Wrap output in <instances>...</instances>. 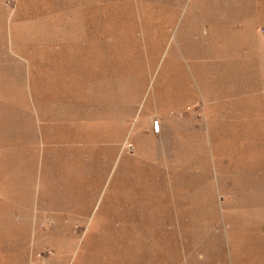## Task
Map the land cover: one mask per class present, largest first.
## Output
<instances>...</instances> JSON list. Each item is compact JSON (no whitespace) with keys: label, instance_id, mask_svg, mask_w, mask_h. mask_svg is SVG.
<instances>
[{"label":"rangeland","instance_id":"374dc122","mask_svg":"<svg viewBox=\"0 0 264 264\" xmlns=\"http://www.w3.org/2000/svg\"><path fill=\"white\" fill-rule=\"evenodd\" d=\"M0 264H264V0H0Z\"/></svg>","mask_w":264,"mask_h":264},{"label":"crops","instance_id":"0c3cea01","mask_svg":"<svg viewBox=\"0 0 264 264\" xmlns=\"http://www.w3.org/2000/svg\"><path fill=\"white\" fill-rule=\"evenodd\" d=\"M40 123V122H39ZM48 125V123H44V122H42V123H40V126H39V128H40V130H41V133H42V136H40L41 138H42V150L38 153L40 156H42V158H44L43 160H45V163H46V159H47V156H48V154H49V147L51 146L50 144L48 145V140L46 139V137L45 138H43V130H44V127L45 126H47ZM34 143V142H33ZM51 144H53V143H51ZM33 153H34V155L36 154L35 153V151H33ZM24 154H25V150H24ZM26 155V154H25ZM46 169H47V164H46Z\"/></svg>","mask_w":264,"mask_h":264}]
</instances>
